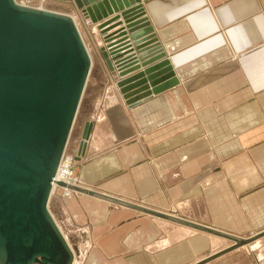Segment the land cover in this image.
Segmentation results:
<instances>
[{"label": "crops", "instance_id": "1", "mask_svg": "<svg viewBox=\"0 0 264 264\" xmlns=\"http://www.w3.org/2000/svg\"><path fill=\"white\" fill-rule=\"evenodd\" d=\"M46 1L101 50L97 26L85 25L73 0ZM142 3L143 25L166 56L123 78L168 60L179 84L131 106L116 63L113 72L95 54L112 86L103 94L109 102L84 121L92 130L80 157L85 127L76 141L77 179L99 194L252 240L206 264H264V0ZM56 189L49 208L60 207L72 242L70 229L80 230L88 248L77 247L82 264H199L234 245L89 194L60 203Z\"/></svg>", "mask_w": 264, "mask_h": 264}, {"label": "water", "instance_id": "2", "mask_svg": "<svg viewBox=\"0 0 264 264\" xmlns=\"http://www.w3.org/2000/svg\"><path fill=\"white\" fill-rule=\"evenodd\" d=\"M142 1L147 0H73L97 25L106 45L103 57L113 72L116 63L122 78L166 56L158 40L145 38L152 29L137 22L145 16ZM92 68L71 16L0 0V264L74 263V251L49 202ZM178 84L169 61L163 60L123 78L117 86L132 106ZM91 130L92 123L87 122L79 157ZM72 189L234 242L199 264L252 241L86 188Z\"/></svg>", "mask_w": 264, "mask_h": 264}, {"label": "rangeland", "instance_id": "3", "mask_svg": "<svg viewBox=\"0 0 264 264\" xmlns=\"http://www.w3.org/2000/svg\"><path fill=\"white\" fill-rule=\"evenodd\" d=\"M16 1L19 4H25L28 7L39 8V9H44V10L51 11L50 10V6L48 5L46 0H16ZM120 13H122V12H120ZM88 21L90 23H88ZM85 25L88 26V27L93 26V25L97 26L96 24H93L90 19H86L85 20ZM78 26L80 27L79 29H80L85 41H87L86 45L88 46L90 55L92 57L93 68H92V72H91V75H90V78H89V82H88V85H87V88H86L85 95L83 97V100H82V103H81V106H80V109H79V112H78V115H77L76 122H75V125H74V128H73L72 134H71L70 141H69L68 147L66 149V153L65 154H66L67 158L75 156L74 155V151L76 149V141L78 140V137L80 136L81 130L83 129V127H85V126H83L84 123H85L84 122L85 119L93 118L94 114L98 112V110L101 108V106L103 107V105H105L106 103L109 102L108 98H105V99L103 98V96H104L103 94H104V92L106 90H110V88L112 86L110 84V79H109L110 76H109L108 72H106V69L101 67L100 63H98V59L99 58H103L104 59L103 52H102V48L104 46H106L104 41L102 42L101 50L97 51L96 48H98V47H97L96 43H98V39H94L93 42L86 40V38H85L86 37L85 36L86 32H85L83 26H81L79 23H78ZM97 29H98V27H97ZM99 33H100V31H99ZM98 37H99V35H98ZM90 42H91V44H90ZM95 54L97 55L98 59L96 58ZM74 160H76V159H74ZM75 162H74V164H75ZM73 172H74L73 176L79 182V180L77 179L78 178V174L76 173V167L73 168ZM69 182H70V180L68 179L66 181V184L70 185ZM63 188L64 187H59V188H57L55 190V192L57 193V195H55V196L56 197L58 196L57 197L58 199L56 198L55 201L58 200V201H60V203H61V200H65L66 199V197H67L66 196L67 195L66 194V190H69V189H63ZM67 198H71V197H67ZM50 210L56 216V218H57L56 220L58 221L57 222L58 226L62 230V233L64 234V236L67 239L68 243L70 244L72 250L74 251V255L76 257L75 264H82L83 263L82 256L84 255V251H79L78 248H80L82 250H85V249H88V248L86 247L87 246L86 243H84L82 241V236H81L80 230L78 228H76V227H74V228L71 227L72 229H70V231L73 234H75L71 238V239H74L73 240L74 242H72L69 239V237L67 236V234H68V232H67L68 229L67 228H68V225L71 226V224H69L68 222H60V218H58V215L60 214V207L59 208H58V206L55 207L51 203ZM190 221H192V220H190ZM193 222H195V221H193Z\"/></svg>", "mask_w": 264, "mask_h": 264}, {"label": "bare ground", "instance_id": "4", "mask_svg": "<svg viewBox=\"0 0 264 264\" xmlns=\"http://www.w3.org/2000/svg\"><path fill=\"white\" fill-rule=\"evenodd\" d=\"M21 5H25V4H21ZM146 15V14H145ZM137 22H145L146 24H147V20H146V16H143V17H140V19L138 18L137 19ZM144 23V24H145ZM124 24V23H123ZM145 24V25H146ZM79 28V27H78ZM82 35V34H81ZM130 37V36H129ZM149 37L150 38H152L150 41H155L154 39L155 38H153L154 37V35L152 36V34L151 35H149V36H147V37H145V38H148L149 39ZM142 40H145V39H142ZM151 46H154V45H151ZM88 49V48H87ZM135 49V48H134ZM134 52H135V54L137 55V57H138V53H137V51L136 50H134ZM90 53V52H89ZM132 55V54H131ZM91 56V55H90ZM128 56H130V55H128ZM92 58V57H91ZM89 82V81H88ZM86 92V91H85ZM85 95V94H84ZM84 97V96H83ZM69 144V143H68ZM68 147V146H67ZM79 156V155H78ZM74 157V159H76L75 158V156H73ZM76 161V160H75ZM74 161V162H75ZM71 164H72V162H71V160L69 159L68 161H66V162H64V161H62V163H61V165H60V168H59V171H58V174L56 175V181L54 182V186H53V190L54 189H56V188H59V187H61L60 185H59V183H64L65 185L63 186L64 188L63 189H69V190H66V193H67V197H71V196H74V195H78V194H82L81 192H79V191H76V190H73L72 188L73 187H78V188H84V187H82L81 185H80V183L75 179V177L73 176V168L75 167V164H73L72 166H71ZM70 180V185H68V184H66V181L67 180ZM80 185V186H79ZM52 193H53V191H52ZM52 196V195H51ZM49 210H50V208H49ZM51 212V211H50ZM52 214V213H51ZM152 216V215H151ZM57 222V221H56ZM197 230V229H196ZM75 261H76V257H75V259H74V263L73 264H75Z\"/></svg>", "mask_w": 264, "mask_h": 264}, {"label": "built area", "instance_id": "5", "mask_svg": "<svg viewBox=\"0 0 264 264\" xmlns=\"http://www.w3.org/2000/svg\"><path fill=\"white\" fill-rule=\"evenodd\" d=\"M24 6H26V5H24ZM88 23H90L89 21H88ZM67 149V148H66ZM65 153H66V151H65ZM64 153V155H63V157H62V160H61V162H60V165H61V163H62V161H64V162H66V161H68L69 159L71 160V162H72V164H71V166L74 164V157H66V154ZM59 168H60V166H59ZM59 168H58V171H59ZM58 171H57V173H56V175L58 174ZM56 181V176H55V178L53 179V185H52V188H53V186H54V182ZM67 194V193H66Z\"/></svg>", "mask_w": 264, "mask_h": 264}]
</instances>
